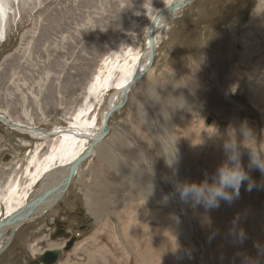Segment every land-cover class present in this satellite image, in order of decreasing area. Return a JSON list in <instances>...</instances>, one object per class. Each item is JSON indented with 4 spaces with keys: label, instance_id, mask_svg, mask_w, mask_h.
<instances>
[{
    "label": "rangeland",
    "instance_id": "rangeland-1",
    "mask_svg": "<svg viewBox=\"0 0 264 264\" xmlns=\"http://www.w3.org/2000/svg\"><path fill=\"white\" fill-rule=\"evenodd\" d=\"M168 1L5 0L0 114L44 132L64 127L104 60L141 50ZM111 122L59 205L18 228L0 264H27L48 249L60 252L56 264H264V174L248 168L241 146L245 122L264 143V0H196L177 13L151 71ZM232 134L256 186L244 182L239 198L218 208L182 202L177 182L211 184ZM50 139L0 123V197L14 180L25 184ZM175 150L169 166L164 155ZM188 227L190 242L180 234Z\"/></svg>",
    "mask_w": 264,
    "mask_h": 264
},
{
    "label": "bare ground",
    "instance_id": "bare-ground-1",
    "mask_svg": "<svg viewBox=\"0 0 264 264\" xmlns=\"http://www.w3.org/2000/svg\"><path fill=\"white\" fill-rule=\"evenodd\" d=\"M173 1L174 0H169L164 7L159 9L151 17L141 50H138L134 54H128V48H126L120 52L110 53L100 65L99 71L94 74L92 83L90 84V87L88 86L79 109L72 115V118L68 120V123H66L64 127L55 128L50 132H44L43 130L36 129L32 126L30 127L31 131L28 133L29 137L38 140H47L49 134H52L50 140L51 142H54L55 145L50 147L48 153L42 158V162H40L37 157L33 167L25 169L27 176L24 175L26 176L27 181L24 185H21L20 181L16 183V180H14L12 183L13 186H10L4 196L0 197V222L4 221L5 218L8 219V217L14 215L19 209H23L34 195H37L38 193L45 191L47 188H51L53 185L57 184L66 174L68 165L87 151V148L90 145V140L99 138L98 134L104 113L110 109L114 100L119 99L120 92L129 85L134 75L138 73L140 65L142 64L144 66L145 64L148 55L146 48L148 47L147 34L150 29V24L156 15L167 9ZM4 2L5 0H0V29L6 18V10L3 7L5 4L2 5ZM179 12L180 11H177L172 15H167L158 21L155 32L156 46L170 30L171 21ZM7 14L10 13L7 12ZM2 31L3 29H1V32ZM0 35H3V33H0ZM106 96H111V98H109L108 102L104 104ZM103 105L104 109L102 110L100 123L98 124L96 112L98 110L100 111V108ZM0 115L6 120H9L3 114ZM2 124L5 125L4 123ZM103 144L104 141L97 145L93 153L96 154L98 148ZM41 147L42 145L38 147V150ZM174 189L176 190V187ZM59 202L55 204L54 207L59 205ZM45 208L46 205H40L37 208L35 207V218L33 219L43 216ZM163 208L168 211L172 221L179 227L177 211L173 203H169L165 200ZM47 213L48 211L45 212V215ZM182 231L183 230H180V234L184 235V239L190 242L188 238L192 235L191 228L188 227V233L186 232L187 230H185V234H183ZM6 242L7 240L2 243Z\"/></svg>",
    "mask_w": 264,
    "mask_h": 264
},
{
    "label": "water",
    "instance_id": "water-1",
    "mask_svg": "<svg viewBox=\"0 0 264 264\" xmlns=\"http://www.w3.org/2000/svg\"><path fill=\"white\" fill-rule=\"evenodd\" d=\"M194 1L196 0H174L167 7V9L159 12L156 15V17L150 24V29L147 34L148 47L146 49L148 51V55L145 64L144 66L142 64L140 65L138 73L134 75L129 85L120 92L119 99L114 100V102L112 103L113 105L110 107V109H108L106 113H104L98 134L99 138L90 140V145L87 148V151H85V153H83L72 163H70V165H68L66 174L59 180L57 184L53 185L51 188H47L45 191L38 193L37 195H34L23 209H19L16 213H14V215L8 217V219L5 218L4 221L0 222V255L5 251V249H7L8 245L11 243L17 229L35 218V207L37 208L40 205H46L43 216L45 215V212H50L54 208L55 204H57L63 198L65 192L69 189V186L73 178L76 176L79 167L84 162L91 159V157L94 155L93 151L95 150V147L106 140L109 133L111 132L112 118L126 106L130 91L142 81L145 75H147L153 67L155 52L157 48L155 44V32L158 21L167 15H172L177 11H182L183 9L191 5ZM0 122L4 123L7 127L13 130H18L25 134H28L31 131L30 127L6 120L2 115H0ZM51 136L52 134H49L48 138H51ZM7 233H9L8 237H6ZM5 238L7 242L2 243L5 242ZM74 241V238H70L63 246V249L68 250L71 246H73ZM59 257V251L48 249L45 252L41 253V255H39L37 258L29 261L27 264H56L59 260Z\"/></svg>",
    "mask_w": 264,
    "mask_h": 264
},
{
    "label": "clouds",
    "instance_id": "clouds-1",
    "mask_svg": "<svg viewBox=\"0 0 264 264\" xmlns=\"http://www.w3.org/2000/svg\"><path fill=\"white\" fill-rule=\"evenodd\" d=\"M241 133L243 135L241 146L249 150L248 168L259 169L264 174V143L257 144L256 136L246 122L241 126ZM223 148L226 160L218 167L211 184L207 180L200 184L177 182L176 191L182 202L187 203L191 199L194 205H203L205 209L218 208L222 200L231 204L234 199L239 198L240 188L244 182L247 181V191H251L256 186L242 166V153L234 134L229 135ZM164 156L167 164L172 166L177 159L176 150L174 156L171 154ZM241 236H243L242 229Z\"/></svg>",
    "mask_w": 264,
    "mask_h": 264
}]
</instances>
